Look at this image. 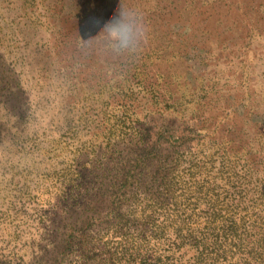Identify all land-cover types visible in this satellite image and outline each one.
I'll list each match as a JSON object with an SVG mask.
<instances>
[{
    "label": "rangeland",
    "instance_id": "rangeland-1",
    "mask_svg": "<svg viewBox=\"0 0 264 264\" xmlns=\"http://www.w3.org/2000/svg\"><path fill=\"white\" fill-rule=\"evenodd\" d=\"M205 1L191 15H172L190 20L182 29L157 27L164 0L130 3L150 25L155 41L149 49L166 55L169 83L185 75L205 89L197 127L179 134L193 146L225 131L236 146L250 140L240 145L264 154V0ZM83 4L99 17L108 6L106 0H0V264H105V227L113 222L124 164L135 150L113 159L104 134L121 116L119 102L87 99L102 89L95 72H107L110 60L90 59L95 72L61 63L55 41L62 27L71 30L77 16L85 18ZM169 40L181 55L168 56ZM83 104L91 106L86 121L79 119ZM243 152L236 172L251 181L249 190L264 188V165Z\"/></svg>",
    "mask_w": 264,
    "mask_h": 264
},
{
    "label": "trees",
    "instance_id": "trees-1",
    "mask_svg": "<svg viewBox=\"0 0 264 264\" xmlns=\"http://www.w3.org/2000/svg\"><path fill=\"white\" fill-rule=\"evenodd\" d=\"M164 2L157 7L158 28L165 24L181 28L190 20L172 15H189L188 10L191 15L206 1ZM81 9L90 27L94 16L99 17L97 10L84 4ZM61 31L55 43L66 67L80 65L95 72L96 60L108 61L102 54L77 49L76 25ZM162 44H167L168 56L181 55L179 48L172 50L176 46L172 40ZM156 51L147 47L140 59L109 61L107 72H95L102 89L87 97L107 106L119 102L121 116L104 134L113 159L135 150L132 162L124 164L123 189L113 201V222L105 227V264H264V188L249 190L251 181L236 172L241 163L238 151L245 150L241 156H250L256 166L264 165V154L249 144L240 145L250 140L240 139L236 146L235 137L222 136L225 131L213 132L214 139L188 144L179 133L197 127L205 109V89L188 82L185 75L169 83L162 67L166 55L161 48ZM109 74L112 77L107 79ZM82 109L79 119H91V106L83 104ZM78 150L71 151L72 159L78 158ZM137 226L144 230L136 233Z\"/></svg>",
    "mask_w": 264,
    "mask_h": 264
},
{
    "label": "clouds",
    "instance_id": "clouds-1",
    "mask_svg": "<svg viewBox=\"0 0 264 264\" xmlns=\"http://www.w3.org/2000/svg\"><path fill=\"white\" fill-rule=\"evenodd\" d=\"M106 2L107 8L100 17L93 19L89 31H84L83 17H76L77 49L89 55L103 54L113 62L127 63L140 59L151 38L147 18L141 10L131 6L130 0Z\"/></svg>",
    "mask_w": 264,
    "mask_h": 264
}]
</instances>
